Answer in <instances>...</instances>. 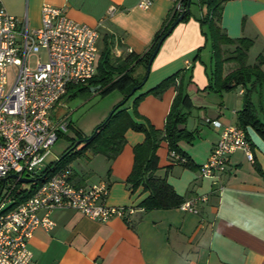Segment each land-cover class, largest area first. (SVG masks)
Wrapping results in <instances>:
<instances>
[{"label":"crops","instance_id":"0c3cea01","mask_svg":"<svg viewBox=\"0 0 264 264\" xmlns=\"http://www.w3.org/2000/svg\"><path fill=\"white\" fill-rule=\"evenodd\" d=\"M1 1L8 14L20 20L27 18L31 28L41 26L42 7L46 4L63 9L76 22L99 28L98 62L104 51L116 60L145 54L172 10L166 0H156L148 10L137 7L139 0ZM223 1L222 30L232 39L253 40L254 47L260 48L259 54L264 55V0ZM112 7L116 12L108 17ZM195 9L196 16L180 22L162 43L144 88L125 109L135 122L144 124L132 114L134 100L180 73L177 85L162 97H145L138 110L156 129L163 130L179 90L188 97L182 113L187 115L186 129L195 134L196 140L178 146L196 168L173 161L163 142L156 152V175L165 178L181 197L191 200L206 196L207 202L197 205L198 213L180 208L148 213L139 209L149 194L142 187L131 194L126 180L134 165V147L142 144L145 136L129 130L126 145L114 161L87 152L84 157L92 162V167L86 171L77 164L72 169V181L77 187L105 182L109 186L110 206L136 208L129 223L120 218L102 223L75 210L56 211L55 228L38 229L30 242L35 264H264V154L252 148L253 160L249 161L243 151L235 152L218 182L200 173L221 133L210 122L237 125L244 95H240L243 88L220 93L209 88L212 52L205 36L207 28L199 22L206 11L198 5ZM199 54L200 59L195 61ZM140 66L135 69V77L145 74ZM234 69V65H226L225 73ZM233 91L237 92L235 96ZM254 97L258 107V98L255 101Z\"/></svg>","mask_w":264,"mask_h":264},{"label":"built area","instance_id":"2783aa9c","mask_svg":"<svg viewBox=\"0 0 264 264\" xmlns=\"http://www.w3.org/2000/svg\"><path fill=\"white\" fill-rule=\"evenodd\" d=\"M155 1L139 0L137 7L148 10ZM166 1L172 5L170 16L185 15L192 3L200 2ZM115 12L110 8L108 17ZM99 40V28L74 21L61 8L44 5L41 26L31 28L27 18L8 14L0 0V264H35L30 242L38 229L55 228L53 214L61 209L102 223L114 218L129 222L137 211L110 206L105 182L77 187L71 166L42 182L44 162L69 128V115L62 114L68 106L65 98L97 75ZM210 125L221 131L220 138L200 173L218 182L235 152L243 151L253 160L252 146L238 125ZM171 157L179 164L186 162L177 154ZM207 200H186L180 209L198 213L197 205Z\"/></svg>","mask_w":264,"mask_h":264},{"label":"trees","instance_id":"16d2710c","mask_svg":"<svg viewBox=\"0 0 264 264\" xmlns=\"http://www.w3.org/2000/svg\"><path fill=\"white\" fill-rule=\"evenodd\" d=\"M223 4V0H200L197 4L200 9L206 11L199 22L207 28L205 36L212 52L213 72H211V85H209V88L217 93L243 88L244 105L237 114V125L245 130L247 137L246 129L252 127L264 140V124L258 117L259 113L264 114V55L259 54L256 57V62L249 64V52L254 47V41L246 38L232 39L222 30L220 23ZM193 5L196 4L192 3L190 5V9L185 13L182 22L190 18ZM179 17H168L151 47L142 56L130 54L125 60H116L107 51L101 54L99 62H97V75L86 85L79 86L82 88L78 93L89 92L91 88L96 89L100 86L97 91L102 95L116 89L123 92L124 100L115 107L108 119L98 129H95L91 137L82 136L78 132L79 137L77 140L80 144L76 145L78 141H74L58 161L51 163L47 167V171L44 172L45 178L42 182L61 169L70 166L71 162L84 156L87 152L94 155H103L109 161H114L126 145V133L133 130L145 136L144 142L134 147V165L126 180L131 194H135L141 187L145 193L149 194L139 204V209L141 208V210L148 213L155 210L178 209L185 203L187 199L178 195L165 178L157 177L159 157L156 152H158L161 144L165 142L168 145L170 154H177L186 160L185 163H180V165L190 169L196 168L191 159L181 152L178 146L181 142L193 144L196 140L195 134L186 129L187 115L182 113V109L189 102L188 97H184L182 91L179 90L170 112H168L163 130L156 129L149 121L144 120L141 115L137 114V108L145 97L149 95L162 97L168 89L177 85V81L180 80V73L163 80L155 88L134 100L132 107L134 117L143 120L144 124L135 122L125 109L126 104L144 88L143 81L147 76L148 60H150L158 44L166 37L167 32ZM198 59H200V54L195 61ZM230 64L234 65L235 69L226 74L225 67ZM138 65L144 67L145 74L143 77H135L134 73ZM135 87H140V89L130 95ZM254 95L258 98V107L253 102ZM76 96L77 94L73 92L69 97ZM69 126L73 127L71 123ZM87 139L89 141L85 142ZM248 141L251 143L252 148H255L249 137Z\"/></svg>","mask_w":264,"mask_h":264},{"label":"rangeland","instance_id":"374dc122","mask_svg":"<svg viewBox=\"0 0 264 264\" xmlns=\"http://www.w3.org/2000/svg\"><path fill=\"white\" fill-rule=\"evenodd\" d=\"M196 6L197 5L192 6L191 17L196 16L195 14ZM259 53H260L259 46L253 47L250 50L249 64H253L256 62V57L258 56ZM97 62H98V58H97ZM34 63H35V59H32V65H34ZM97 67H98V63H97ZM140 68L142 72L145 73L144 67L140 66ZM136 71L137 70H135L134 74H136ZM81 88L82 87H78L72 91V93L74 92V94H77L76 97L70 98L69 96H67L65 98V101L67 102L68 106L66 110H63V112L69 115V122L73 125V127L69 126L68 131L64 133L59 138L57 143L52 147L50 156H48V158L44 162L45 168H47L51 163L58 161L59 158L63 156L64 152L73 144V142L78 141L77 140V138L79 137L78 132L82 136L91 137L95 132V129L96 128L98 129V127L108 119L110 114H112L115 107L121 104L124 100L123 92H120L119 90L116 89L111 90L105 95L104 94L102 95L97 90L95 91L90 90L89 92L78 93V91ZM237 92H239V89H237ZM237 92L233 91L231 92V94L235 96ZM71 95L72 94H70V96ZM254 100L255 101L257 100V96L254 97ZM138 108H137L138 111L137 114H139ZM225 109L227 110L228 108ZM229 111L232 112L231 108H229ZM132 114L134 116L133 109H132ZM259 116H261L262 119L264 120L263 113H259ZM142 118L144 120L149 121L144 116H142ZM84 156L71 162L70 164L71 168L72 169L77 168L78 166L77 164H79L83 170L88 171V168L92 167V162L86 159Z\"/></svg>","mask_w":264,"mask_h":264},{"label":"water","instance_id":"95a60500","mask_svg":"<svg viewBox=\"0 0 264 264\" xmlns=\"http://www.w3.org/2000/svg\"><path fill=\"white\" fill-rule=\"evenodd\" d=\"M185 18V15H181L177 20L176 22L172 25L171 29L167 32L166 34V37L169 36L170 34H172L173 32V29L180 23L184 20ZM165 37V38H166ZM164 38V39H165ZM164 39L158 44L156 50L154 51V53L152 54L150 60L149 61V64H148V67H147V76L145 78V80L143 81V84L145 85L147 79H148V76H149V73L151 71V66L160 50V46H162V43L164 41ZM100 88V86H98L96 89L95 88H91L92 91H95V90H98ZM140 89V87H135L133 88L132 92L130 95H133L136 91H138ZM247 131V134H248V137L250 139V141L252 142V144L255 146V148H257L262 154H264V140L260 137V135L252 128V127H247L246 129ZM89 140H85V142H88ZM79 141L76 142V145H79ZM11 178H17L16 176H11ZM20 182L22 183H32L34 182L33 180L31 179H21Z\"/></svg>","mask_w":264,"mask_h":264}]
</instances>
